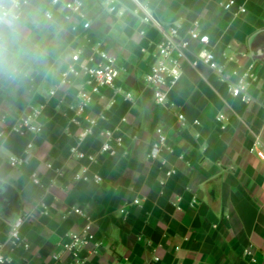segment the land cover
Returning a JSON list of instances; mask_svg holds the SVG:
<instances>
[{"label":"crops","instance_id":"crops-1","mask_svg":"<svg viewBox=\"0 0 264 264\" xmlns=\"http://www.w3.org/2000/svg\"><path fill=\"white\" fill-rule=\"evenodd\" d=\"M61 1L29 0L34 41L47 57L24 85L0 84V118L8 115L10 124L43 106L40 134H10L0 141V253L9 259L0 264H76L69 253H62L58 263L53 259L68 235L87 223L74 213L75 207L85 211L97 238L104 241L99 254H82L84 264H150L155 250L160 264H264V160L249 151L256 136L264 144V58L252 55L264 51V0H236L247 9L240 14L222 8L221 0H142L146 12L137 13L135 1L118 0L123 16L110 14L100 0H74L83 3L89 29ZM147 12L164 27L181 24L183 37L200 21V32L210 36L220 64L231 70L236 64L227 58L237 56L243 68L253 65L258 77L250 86L253 101L233 97L209 67L186 64L170 93L174 107L157 105L145 76L152 61L149 51L160 32L144 20ZM192 48L198 45L193 42ZM97 49L117 58L122 69L117 84L132 93L133 101L105 88L89 107L91 115L102 117L81 149L98 153L106 129H117L123 145L116 156L82 161L101 182L75 183L72 175L79 164L71 159L70 149L79 144L83 125L72 121L71 107L79 91L89 87L83 74L68 70L76 52L82 54L81 63L92 57L98 61ZM179 113L186 118L184 127ZM219 115L226 117L225 129ZM157 127L175 149L174 154L164 153L166 165L161 158H148ZM29 142L34 144L32 160L12 166L10 158L24 155ZM46 163L67 172L57 177ZM169 168L176 174L166 179ZM35 172L56 184H34ZM134 199L140 203L133 204ZM16 216L27 217L20 231L29 248L10 241Z\"/></svg>","mask_w":264,"mask_h":264},{"label":"built area","instance_id":"built-area-1","mask_svg":"<svg viewBox=\"0 0 264 264\" xmlns=\"http://www.w3.org/2000/svg\"><path fill=\"white\" fill-rule=\"evenodd\" d=\"M52 1L55 5L62 3L61 0ZM100 1L110 14L119 16L124 15L125 12L121 10L118 0ZM133 1L139 6L138 10H135L136 13L139 10H145L146 12L147 5H144L142 0ZM64 6L73 15H77L83 20L84 29H89L91 27L83 3L74 0H66L64 1ZM220 6L227 11L236 10L237 14L245 13L247 11L246 7L238 5L236 0H221ZM46 16L49 18L52 17L50 12H47ZM144 20L149 23H155L160 32V36L154 43L152 51H149L152 61L150 69L145 76V81L152 89L153 98L157 105L168 108L174 107V103L170 99V93L180 82L183 75V68L186 64H189L193 68H198L201 65L209 67L219 75L224 83L227 84L233 97L238 98L247 104L253 101L254 98L250 93V86L258 79L254 66L250 65L243 68L239 63L237 56L227 58L228 63L236 64L231 70L227 69V64H220L211 44L210 36L200 32V21H194L192 27L187 32V37H183L181 35V24L164 27L148 12L144 17ZM144 33L145 32L142 31V34ZM193 42L198 45L197 49L192 48ZM147 50L148 49L143 48L142 52L146 53ZM95 54L99 56L98 61L92 57L89 59L88 63H81L82 54L81 52H76L72 56L73 63L68 70V73L76 75L83 74L86 77V84L89 87V89H81L79 91L77 95V103L71 107L75 112L72 121L83 125L78 134L79 144L72 146L70 149L71 159L79 164L78 169L75 170L72 175V179L75 183L90 180L101 182L103 180L102 177L98 174L91 176L89 165L82 164V161L86 160L89 163H94L97 161L99 155L116 156L118 154V148L123 145V136L117 129H106L103 131L105 139L98 153H87L81 149L80 144L88 137L95 134L99 119L102 117V115H91L88 112L89 107L98 97L100 98L102 96V90L105 88H111L118 93H121L126 101H133L132 93L120 88L117 84L122 71L117 58L100 49L95 50ZM50 93L51 95H55L56 90H53ZM112 104L113 102H110V105ZM42 112L43 106L32 108L28 113L18 117L11 124L9 123L8 115L1 116L0 122L3 126L0 127V141L10 134H40L43 127L40 125L38 119ZM177 116L181 126H186L187 122L184 114L179 113ZM125 120L126 119H123V121ZM224 120H226L224 115L217 116V121L221 124L222 129H225V125L222 124ZM193 123L195 125L200 124L198 120H195ZM155 136V140L151 143L148 158L152 161L161 158L162 164L166 165L168 161L167 158L163 157L164 153L174 154L175 149L169 143L168 136L162 127H157L155 129ZM33 148V142H29L24 155L12 156L10 158V164L14 167H22L28 164L34 157ZM249 151L264 160V144L260 136L255 137ZM180 157L182 158V156ZM46 167L50 170H54L57 177H62L67 172L65 168H55L52 163H46ZM174 174H176L175 169H167L165 173L166 179L172 177ZM31 178L34 184L45 188L56 184L55 179L46 182L36 172L32 174ZM165 183L166 181L163 180L162 184ZM139 203V199L133 200V204L138 205ZM73 211L74 213L85 217L87 223L81 230L70 233L67 240L60 244L62 251L53 255V259L56 263L61 260L62 253H69L76 259V264H84L85 258L82 256L84 252L90 255H97L104 246V241L97 238L93 229V222L87 217L85 211L80 207H75ZM121 213L124 215V218L127 217L126 209H122ZM26 219V216H18L12 224L10 241L14 246H23L24 248L30 247V242L20 231L21 225ZM246 255L251 256L252 252L247 250ZM7 261H9L8 257L0 253V263H5ZM253 261H256V259L254 258ZM160 262L161 256L157 250H155L150 264H160Z\"/></svg>","mask_w":264,"mask_h":264},{"label":"clouds","instance_id":"clouds-1","mask_svg":"<svg viewBox=\"0 0 264 264\" xmlns=\"http://www.w3.org/2000/svg\"><path fill=\"white\" fill-rule=\"evenodd\" d=\"M29 0H0V84L19 87L27 83L47 51L34 41Z\"/></svg>","mask_w":264,"mask_h":264},{"label":"water","instance_id":"water-1","mask_svg":"<svg viewBox=\"0 0 264 264\" xmlns=\"http://www.w3.org/2000/svg\"><path fill=\"white\" fill-rule=\"evenodd\" d=\"M255 54H258V55H257L258 58H264V51H262V50H259L257 53H255L254 51H252V55L255 56ZM17 217H18V216H16V219H17ZM16 219H15V220H16ZM14 222H15V221H14ZM14 222H13V223H14Z\"/></svg>","mask_w":264,"mask_h":264}]
</instances>
